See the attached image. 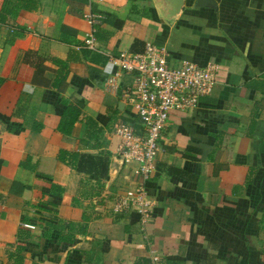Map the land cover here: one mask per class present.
I'll use <instances>...</instances> for the list:
<instances>
[{"label":"crops","instance_id":"1","mask_svg":"<svg viewBox=\"0 0 264 264\" xmlns=\"http://www.w3.org/2000/svg\"><path fill=\"white\" fill-rule=\"evenodd\" d=\"M3 1L0 264H11L19 227L29 230L21 264H131L138 256L264 264V0H183L174 14L165 0ZM87 11L99 20L91 24ZM91 28L92 48L83 43ZM146 40L173 59L215 69L193 108L168 114L147 187L152 208L141 223L134 211L111 210L114 194L136 176L134 163L114 153L123 105L104 80L109 56L141 50ZM70 102L79 113L62 133L56 124ZM61 150L106 151V175L77 171ZM46 220L82 230L71 240H57L56 228L42 236Z\"/></svg>","mask_w":264,"mask_h":264},{"label":"built area","instance_id":"2","mask_svg":"<svg viewBox=\"0 0 264 264\" xmlns=\"http://www.w3.org/2000/svg\"><path fill=\"white\" fill-rule=\"evenodd\" d=\"M91 24L100 18L98 13H83ZM83 43L92 48V28ZM111 70L104 87L122 103L123 114L114 125L119 141L114 148L120 160L134 163L135 178L123 190L114 194L111 210L114 213L134 211L141 223L150 215L152 201L145 181L154 170V158L159 148L158 138L171 110H189L198 98L207 94L213 84L215 63L203 64L178 57L173 59L163 45L146 40L141 50H119L109 56ZM127 74L129 81L122 82ZM152 264H161L156 256Z\"/></svg>","mask_w":264,"mask_h":264},{"label":"trees","instance_id":"3","mask_svg":"<svg viewBox=\"0 0 264 264\" xmlns=\"http://www.w3.org/2000/svg\"><path fill=\"white\" fill-rule=\"evenodd\" d=\"M7 3V0L3 1V6ZM79 113V107L76 103H67L63 109L58 122L56 124V129L62 133H67ZM59 158L66 160L71 163L77 171H83L91 174H95L97 177H104L107 171V152L102 151L100 153L92 154L88 152H68L65 150L59 151ZM157 176V172L151 174V176L145 181V185L152 186L154 184L153 179ZM264 219V211L261 216ZM41 224V223H40ZM75 223L70 221H59L56 220L52 222L50 220L43 221L40 229V234L45 236L50 229L56 228L58 230L57 240H71L74 231L82 230V227H74ZM60 228L64 230H69V233H61ZM73 230V231H72ZM262 230L264 231V223L262 224ZM29 233V230L22 229V227L17 228L15 234V240L12 244L13 250L7 251V259H11V264H21L22 263V250L25 246V240L22 233ZM264 243V241H263ZM175 261V260H174ZM177 263V261L175 262ZM131 264H152V260L147 256H138Z\"/></svg>","mask_w":264,"mask_h":264},{"label":"water","instance_id":"4","mask_svg":"<svg viewBox=\"0 0 264 264\" xmlns=\"http://www.w3.org/2000/svg\"><path fill=\"white\" fill-rule=\"evenodd\" d=\"M165 2H167V4L169 5V9H170V13L174 14L175 12H177L182 4H183V0H165ZM193 4L195 6H212L215 7V1L214 0H194Z\"/></svg>","mask_w":264,"mask_h":264}]
</instances>
